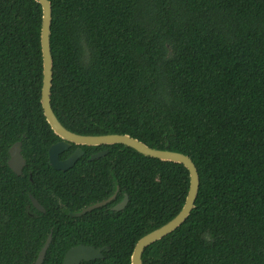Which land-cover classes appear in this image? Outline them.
I'll return each instance as SVG.
<instances>
[{
  "label": "trees",
  "instance_id": "obj_1",
  "mask_svg": "<svg viewBox=\"0 0 264 264\" xmlns=\"http://www.w3.org/2000/svg\"><path fill=\"white\" fill-rule=\"evenodd\" d=\"M50 1L51 104L61 123L128 133L197 166L194 208L144 249L143 264H264V0ZM41 23L38 1L0 0V264H33L50 232L42 264H62L80 243L109 245L81 264H131L137 240L183 206L189 171L118 143H73L59 157L78 146L84 154L55 169ZM18 140L21 174L7 162ZM117 188L108 205L69 215ZM125 192V207L112 210Z\"/></svg>",
  "mask_w": 264,
  "mask_h": 264
},
{
  "label": "water",
  "instance_id": "obj_2",
  "mask_svg": "<svg viewBox=\"0 0 264 264\" xmlns=\"http://www.w3.org/2000/svg\"><path fill=\"white\" fill-rule=\"evenodd\" d=\"M42 6V23H41V50H42V86H41V104L46 120L50 124L53 131L60 137V140L52 143L49 147V161L50 164L59 170H66L72 167L78 158L83 154V149L78 146L68 157L61 159L60 153L68 149L73 143L77 145H111L123 144L129 146L136 151L147 155L159 158L161 160L173 161L182 163L189 171L190 184L186 195L185 202L179 212L164 224L146 232L135 243L133 252L131 254V264H143L142 254L144 249L151 243L156 242L168 233L172 232L189 216L191 210L194 208L195 200L199 190V173L196 164L192 158L185 153L171 150L168 148L152 147L133 137L128 133H105V134H80L71 131L65 127L55 114L51 104V87L53 79V57L51 53L50 35L52 22V4L50 0H36ZM8 165L16 173L21 174L25 166V158L22 155V142L15 141L9 147ZM108 149H103L91 155V158H97L108 153ZM116 193H113L108 198L97 201L85 206L79 211H69L71 216H80L87 211L103 206L115 198ZM30 199L38 210L45 211V207L32 195L29 194ZM128 197L116 204L113 208L116 210L123 209L127 203ZM52 239V233L41 247L38 256L33 264H42L46 251L49 248ZM103 248H96L89 244H77L70 247L63 257L62 264H80L81 261H90L92 259L103 257Z\"/></svg>",
  "mask_w": 264,
  "mask_h": 264
},
{
  "label": "flooded vegetation",
  "instance_id": "obj_3",
  "mask_svg": "<svg viewBox=\"0 0 264 264\" xmlns=\"http://www.w3.org/2000/svg\"><path fill=\"white\" fill-rule=\"evenodd\" d=\"M103 150V149H102ZM99 151H101V150H99ZM99 151H96V152H93L92 153V155L94 154V153H97V152H99ZM83 154H84V150H83ZM82 154V155H83ZM81 155V156H82ZM90 158H91V156H90ZM118 190H119V188H117V190L115 191V193L117 194V192H118ZM125 196H127L128 197V194L125 192V194H124V196L120 199V200H116V201H114L113 202V204H111L110 205V208L112 209V210H116V209H114L113 207L116 205V204H118V203H120L123 199H124V197ZM115 198H116V195H115ZM115 198H113L111 201H113ZM110 201V202H111ZM110 202H108L107 204H105V205H108ZM127 202H128V200H127ZM127 204V203H126ZM85 206H87V205H85ZM84 206V207H85ZM84 207H82V208H84ZM81 208V209H82ZM81 209H77V208H75V210H73V211H79V210H81ZM119 210H121V209H119ZM91 211V210H90ZM88 212V211H87ZM85 214V213H84ZM84 214H82V215H84ZM70 215V214H69ZM82 215H80V216H82ZM71 216V215H70ZM80 216H73V217H80ZM80 244H84V243H80ZM77 245V244H76ZM90 245H92V244H90ZM93 246H95V245H93ZM109 247V245L108 244H101V245H99V246H96V248H103V249H107ZM144 252V251H143ZM80 264H81V262H80Z\"/></svg>",
  "mask_w": 264,
  "mask_h": 264
}]
</instances>
